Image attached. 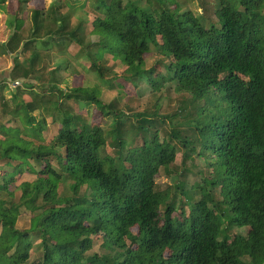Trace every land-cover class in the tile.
Here are the masks:
<instances>
[{"label":"trees","instance_id":"16d2710c","mask_svg":"<svg viewBox=\"0 0 264 264\" xmlns=\"http://www.w3.org/2000/svg\"><path fill=\"white\" fill-rule=\"evenodd\" d=\"M10 1L0 0L11 14L0 54L13 53L9 79L23 82L1 97L13 103V122L0 123V264L27 263L33 236L42 251L33 264H264V0H219L216 21L179 0H92L82 20L62 11L70 0L27 16L19 6L31 0H18L13 13ZM72 45L101 80L108 52L126 66L120 81L186 93L191 110L178 112L192 133L176 129L161 140L155 109L129 116L102 102L97 86L65 90L58 74ZM46 56L56 60L48 71ZM63 100L94 103L112 127L93 126ZM43 106L57 129L46 141L38 134L46 120L34 115ZM179 149L183 162L202 161V183L158 189L161 169L176 174ZM25 173L35 179L20 182ZM17 181L15 198L5 189ZM22 209L32 215L29 229L16 224ZM95 236L102 251L88 253Z\"/></svg>","mask_w":264,"mask_h":264},{"label":"rangeland","instance_id":"374dc122","mask_svg":"<svg viewBox=\"0 0 264 264\" xmlns=\"http://www.w3.org/2000/svg\"><path fill=\"white\" fill-rule=\"evenodd\" d=\"M127 1V0H125ZM181 3V7L183 10H190L194 14L202 13L207 19L211 21H216L215 18V12L219 9L217 4L219 0H179ZM51 2L56 3H63V0H31L27 5H20L19 8L24 11L26 16L29 14L30 10L32 8H40L45 9L48 7V5ZM10 8H12V13L18 8V0H11L10 1ZM141 5L145 6L147 5L146 0H141ZM92 0H70L69 3L65 6L63 4L62 11L63 12H70L72 14L73 19H85L86 17H90L89 12L92 10ZM4 11V9H3ZM5 12V11H4ZM28 13V14H27ZM11 15V14H10ZM4 18V15H3ZM2 18V19H3ZM72 19V20H73ZM94 37V36H92ZM94 39V38H92ZM159 41H161V37H159ZM78 51V48L76 45H72L68 49V52L70 53V57L73 58H67V55L63 58V61L65 62V65L62 67L61 71L58 74V77H64L66 80V83H62V87L66 90L68 87H98V98L104 102V103H111L113 104V107H116L118 110H121L122 112L126 114H132L140 111H151L153 109L156 110L159 117L163 118V123L159 126L160 128V136L161 140L164 138H168L167 135L171 134L174 130L179 129L182 135H190L192 133L191 129L187 127V125L184 124V119L186 115L183 113H187L191 110L190 104L187 105V102L189 101L187 94L182 93L180 91H175V86L173 84L168 83L166 87L161 92L152 93L151 89L146 86L145 83H139L138 87H134L132 83H126L124 81H120L121 77H123L124 70L126 69V66L119 61H113L110 53L105 52L103 55V61H101V64H103V73H105L107 79L101 80L98 78V75L89 67L90 66V60L86 56H78L76 55ZM53 56V54H51ZM45 71H48V68H52L54 65H56V60L52 59L49 60ZM145 59V66L148 68L151 65L155 64L156 62V56L154 53V50L152 49L144 56ZM45 60V61H46ZM159 69L162 73H164L163 64L158 65ZM66 68V69H65ZM122 84V85H121ZM160 97L158 101V106L153 107L155 99ZM195 104H203L202 100L196 101ZM61 105L65 107V109L69 108L72 112L75 114L81 115L84 117V119L87 120L90 124L93 126H98L102 128L103 130L108 131L107 129L112 127L113 120L110 118V116H107L100 112V110L97 108V106L90 102V103H84V104H76L72 101L65 102V100L62 101ZM185 105V110L181 113L180 111L181 107ZM187 105V106H186ZM46 108L48 106H43L39 111H35L34 115L39 117V115H43L46 120V126L44 130H41V133L39 136H44V140L46 141L48 138L52 137L56 132V125L50 123L49 116L46 114ZM49 109V108H48ZM47 109V110H48ZM51 111V110H49ZM176 114V115H175ZM133 119V118H131ZM19 126L18 121H16ZM23 128V125L22 127ZM179 132V133H180ZM36 134V135H38ZM36 138V137H35ZM41 138V137H40ZM33 140L38 142L39 140L34 139ZM173 143L176 144V140L173 139ZM178 145V144H177ZM179 147V145H178ZM202 161L200 159H196L194 161H190L189 159L185 160L183 162V155L181 152V149L177 150V154L175 156L174 163L172 164L171 169L175 171L172 173L171 176L166 174V172L161 169L159 171V175L157 177V184L156 187L161 190L168 189L170 192L171 190L174 191V187L176 184H178L179 181H183L184 188L187 189L193 185H196V183H202V174L201 171L204 169V165L201 163ZM35 178L32 175H29L25 173L21 176L22 181H33ZM199 183V184H200ZM20 183H15L11 185L10 187V193L11 196H14L15 198L18 197L20 194L19 188H16V186H20ZM69 184H71L70 181H67L65 183L60 184L59 191L62 194H70L69 193ZM216 195V192H215ZM180 196V195H179ZM180 198V197H179ZM188 209L186 208V212ZM31 214L27 211L21 210V214L18 217L17 225L19 229H29L31 224L30 218ZM246 227L240 228V227H232L229 230V233H236L246 232ZM31 240L33 241V248L31 250V256L27 263L25 264H33L36 260H38L41 255L42 251L40 249L39 241L35 236L31 237ZM102 239L100 236H95L93 238V243L88 250L89 252H101L102 249L100 247Z\"/></svg>","mask_w":264,"mask_h":264},{"label":"crops","instance_id":"0c3cea01","mask_svg":"<svg viewBox=\"0 0 264 264\" xmlns=\"http://www.w3.org/2000/svg\"><path fill=\"white\" fill-rule=\"evenodd\" d=\"M5 3L6 4H2V5L0 4V42L1 43L5 42V40L7 39L10 33V29L6 26V19L10 16V14L7 13L6 11L7 2ZM3 9L5 12L3 11ZM3 15H4V18H3ZM12 56H13V53L0 54V83L4 85L3 90H1V87H0V123L4 122L6 126L11 125L13 122L10 119L11 116L9 114L13 103L10 100H7V104H5L4 101H1V97L3 96L4 99H9L11 97V93L17 89L18 87L17 85L21 86V83L23 82L21 80L11 81L9 79L10 67L12 66ZM26 97L28 96H26L25 94L24 99H26ZM0 137H2L1 134H0ZM5 171H7V168L0 164V177L2 176L3 173H5ZM18 182L19 181L15 183H18ZM13 184H10L8 188L5 189V191L10 195L11 193L9 190H10L11 185ZM16 188L18 187L16 186ZM1 229H2V225L0 224V231Z\"/></svg>","mask_w":264,"mask_h":264}]
</instances>
